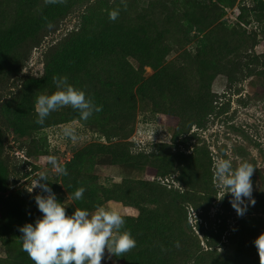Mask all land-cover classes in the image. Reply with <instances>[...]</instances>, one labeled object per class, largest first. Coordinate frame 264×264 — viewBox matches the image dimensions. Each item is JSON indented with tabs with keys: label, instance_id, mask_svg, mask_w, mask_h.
Returning <instances> with one entry per match:
<instances>
[{
	"label": "rangeland",
	"instance_id": "1",
	"mask_svg": "<svg viewBox=\"0 0 264 264\" xmlns=\"http://www.w3.org/2000/svg\"><path fill=\"white\" fill-rule=\"evenodd\" d=\"M126 4L0 0V264H33L19 228L42 216L35 196L46 193L28 191L41 172L68 215L104 206L124 216L136 247L119 257L105 249L101 264H261L264 0ZM48 22L54 32L10 77L19 43ZM53 76H66L102 111L81 121L63 107L37 124L34 103L56 90ZM49 155L67 175L53 172ZM218 158L255 167V204L245 199L243 216L230 193L217 198Z\"/></svg>",
	"mask_w": 264,
	"mask_h": 264
},
{
	"label": "clouds",
	"instance_id": "2",
	"mask_svg": "<svg viewBox=\"0 0 264 264\" xmlns=\"http://www.w3.org/2000/svg\"><path fill=\"white\" fill-rule=\"evenodd\" d=\"M45 4H63L66 0H44ZM126 8V0H121ZM120 8L109 11V20L119 18ZM47 27H53L51 22ZM56 90L49 94H40L34 103L37 114L36 123L43 125L47 117L63 107H71L79 112V119L87 121L93 113L102 111V106L96 105L83 90L68 83L66 76H53ZM65 138L75 141L76 129L65 126L62 129ZM48 164L56 175H67L66 167L58 162L54 155L46 157ZM215 177L223 193L217 197L222 199L225 193H230V203L238 216L245 214L247 205L255 204L252 196L251 177L254 166L243 161L235 168L230 159L218 158L214 162ZM48 175L41 172L34 180L29 192L39 188L46 195H36L35 203L42 216L32 223H26L19 228L22 233V250L27 253L33 264H101L105 249L110 255L124 256L136 247L137 241L130 231L122 230L125 218L116 208L98 206L94 211L75 208L71 215L66 213V205L57 200L56 194L48 185ZM86 189L81 186L75 190L72 198L81 200ZM259 257L264 256V233L254 240ZM261 260V259H260ZM264 264V260H261Z\"/></svg>",
	"mask_w": 264,
	"mask_h": 264
},
{
	"label": "trees",
	"instance_id": "3",
	"mask_svg": "<svg viewBox=\"0 0 264 264\" xmlns=\"http://www.w3.org/2000/svg\"><path fill=\"white\" fill-rule=\"evenodd\" d=\"M85 8L86 6H76L74 10H80ZM48 31L54 32V28L43 29L32 37H26L19 43L17 62L12 68H7L8 71H11L10 77L16 75L21 70L31 50L41 43L42 39L46 36V33Z\"/></svg>",
	"mask_w": 264,
	"mask_h": 264
}]
</instances>
